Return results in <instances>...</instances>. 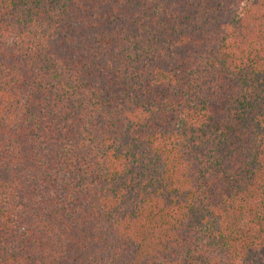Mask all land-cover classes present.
Segmentation results:
<instances>
[{
	"label": "trees",
	"instance_id": "16d2710c",
	"mask_svg": "<svg viewBox=\"0 0 264 264\" xmlns=\"http://www.w3.org/2000/svg\"><path fill=\"white\" fill-rule=\"evenodd\" d=\"M0 264H264V0H0Z\"/></svg>",
	"mask_w": 264,
	"mask_h": 264
}]
</instances>
